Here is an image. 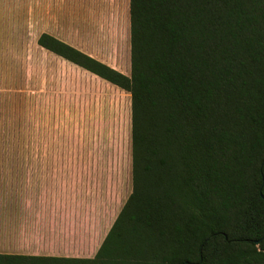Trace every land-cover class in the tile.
I'll list each match as a JSON object with an SVG mask.
<instances>
[{
	"label": "trees",
	"instance_id": "16d2710c",
	"mask_svg": "<svg viewBox=\"0 0 264 264\" xmlns=\"http://www.w3.org/2000/svg\"><path fill=\"white\" fill-rule=\"evenodd\" d=\"M129 20L130 75L38 39L130 93L129 197L93 258L0 264H264V0H130Z\"/></svg>",
	"mask_w": 264,
	"mask_h": 264
},
{
	"label": "crops",
	"instance_id": "0c3cea01",
	"mask_svg": "<svg viewBox=\"0 0 264 264\" xmlns=\"http://www.w3.org/2000/svg\"><path fill=\"white\" fill-rule=\"evenodd\" d=\"M44 33L103 61L74 41ZM5 65L0 58V253L93 258L127 199L119 208L118 182L102 184L101 170L86 163L93 155L69 151L68 87L56 83L39 96L37 74L31 72L23 89L21 76ZM50 124L57 138L43 151L50 133L39 129Z\"/></svg>",
	"mask_w": 264,
	"mask_h": 264
},
{
	"label": "rangeland",
	"instance_id": "374dc122",
	"mask_svg": "<svg viewBox=\"0 0 264 264\" xmlns=\"http://www.w3.org/2000/svg\"><path fill=\"white\" fill-rule=\"evenodd\" d=\"M129 2L0 0V58L5 59L7 73L21 76L23 89L29 87L31 72L37 74L39 96L43 97L56 83L59 87H68L73 100L71 124H68L69 151L93 155L86 163L93 166L95 173L101 170L102 184H108L110 179L118 182L119 208L132 188L131 95L84 68L48 53L37 41L42 33L53 32L130 75ZM73 97L78 99V108L74 107ZM51 126L42 125L39 129L50 133L48 137L46 134L45 145L40 144L43 151L48 142L57 138L51 136L56 131Z\"/></svg>",
	"mask_w": 264,
	"mask_h": 264
},
{
	"label": "water",
	"instance_id": "95a60500",
	"mask_svg": "<svg viewBox=\"0 0 264 264\" xmlns=\"http://www.w3.org/2000/svg\"><path fill=\"white\" fill-rule=\"evenodd\" d=\"M259 242H260V241H259V240H257V241H256V244H259Z\"/></svg>",
	"mask_w": 264,
	"mask_h": 264
}]
</instances>
